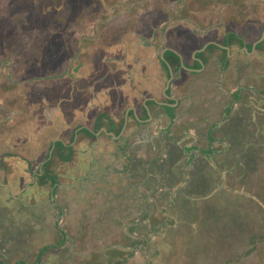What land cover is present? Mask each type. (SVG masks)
<instances>
[{
  "label": "crops",
  "instance_id": "obj_1",
  "mask_svg": "<svg viewBox=\"0 0 264 264\" xmlns=\"http://www.w3.org/2000/svg\"><path fill=\"white\" fill-rule=\"evenodd\" d=\"M188 27L191 28L187 25L185 32L194 34V28L190 32ZM208 38L206 50L196 53L201 65L196 57L180 48L174 53L178 59L171 55L173 75L168 89V72L153 69L151 54L149 58L141 57L142 60L136 54L126 60L125 68L104 77L90 71L75 76L71 93L61 100L53 102L43 95L29 111L31 102L14 108L0 102V112L8 109L10 116L7 121L0 120V185L10 188L16 199L27 192L28 207L19 218L28 223L31 234L27 235V243L31 252L45 247L41 241L57 211L62 219L61 231L55 232L56 241L62 237L61 232L66 238H82L76 246L82 245L80 253L86 255L68 250L70 256L63 257L68 243L49 250L41 264H127L128 254L133 253L134 258L135 251L139 255V248L133 251L124 242L144 243L138 227L145 212L156 205L160 207L163 201L167 204L163 208L165 221L175 220L179 227L186 219V213H180L179 208L188 202L189 196L179 190L187 191L188 179L197 167L205 170L209 165L223 177L228 174L232 189L237 190V183L243 185L249 165L258 162L257 138L264 137L256 113L264 115V93L262 100L257 101L259 93L253 82L246 88L241 86L239 63L243 59L248 64L256 61V50L264 42L256 47L257 42L245 43L244 48H239L238 41L228 36L220 41ZM226 42L230 43L225 46L230 51L220 47ZM250 47L253 49L249 50ZM245 48L251 53L247 55ZM183 65L189 69L182 70ZM211 68L214 72L210 75ZM256 72L252 69L246 75ZM32 83V89L41 93L52 89L48 88V81ZM33 90L30 91L34 94ZM170 108L173 112H169ZM5 122L9 124L4 125ZM27 129L30 132L23 133ZM218 147L221 149L216 150ZM184 149L192 153V158L181 156ZM14 155L27 164L26 171L32 172L30 182L19 195L11 184L2 181L7 176L6 162ZM38 158L43 161L34 164ZM45 170L52 171L57 178L50 200H44L41 188L37 193L32 186L38 181L37 173L44 175ZM153 213V217L158 215L157 211ZM234 220L238 226L243 225L240 218ZM143 225L149 237H155V225L150 220ZM166 228L165 235L156 233L157 236L165 239L169 231ZM36 233H40L39 237ZM230 233L225 237H231ZM96 247L102 248L97 256ZM50 254L57 255L55 262L47 257Z\"/></svg>",
  "mask_w": 264,
  "mask_h": 264
},
{
  "label": "rangeland",
  "instance_id": "obj_2",
  "mask_svg": "<svg viewBox=\"0 0 264 264\" xmlns=\"http://www.w3.org/2000/svg\"><path fill=\"white\" fill-rule=\"evenodd\" d=\"M5 1L8 2V0ZM159 1L161 0H71L69 6L66 5L60 8L59 11V16L66 20L65 25H63V22H59L61 29L57 31L58 34L55 35L54 33L49 39H42L44 40L43 48L42 44L38 45V48H31L38 40L35 38H28V35L31 34L34 29L40 32L41 30L49 32L48 30H50V27L45 26L46 28H41V26L38 25L40 27L35 28L38 23H34V27L28 30L27 37H24V41L21 39L17 45H25L28 44L30 40H34L28 47H23L24 49L28 48V50L30 48L31 51L32 49H37L40 54L36 61L38 64L33 66V68L31 67L32 73L37 76L36 81L44 79L45 77L43 74H49L48 78H45L43 81H48V88L52 89L48 93H41L40 90L34 87L33 90L31 87L33 84L31 77L28 76L30 74L26 75V73L22 71L24 70V68H22L24 67V63L23 60H19L20 58H18L17 52H14V54L12 53L13 56L8 59L10 66L4 64L7 60H5L0 52V62H2V66H0V102H3V105H7L10 99L11 101L8 105L13 108L16 105L22 107L20 103H23V106H25L26 103L31 102L32 105L27 108L29 111L37 104L35 103L36 101L42 99L41 97L43 95L49 96L53 102L62 99L63 96L65 97L72 91V87L70 86L75 80L72 71L74 69L78 70V64L80 62L82 64V69L78 71V75L88 73L89 71L93 72L98 66L94 61L97 59V53L102 54L101 56H112L113 52L111 53V49L113 50V48H116L117 50L118 47L121 46V42L125 40L132 46V39L124 34V29L131 31L136 25L139 28H145L146 33H151L153 26H157L159 22L168 17V14L165 12H167V6L170 4H172L170 7L175 8L178 12L183 13L185 11L186 15L183 14V16H180V13L177 14L178 20H193V22L196 21L203 24L209 22L208 26H210V21L212 20L218 22L221 12L225 11V13H223L224 28L213 30L208 36L214 40L216 39V41L222 40V37H226L230 32H235L238 34L239 38L243 39L244 43L251 45L257 42L264 32V3L262 0H199L198 4L196 0H189V2L192 1V3L182 11H180L179 4L175 3L173 0H168V2L165 3L162 1L159 3ZM30 7L22 4L16 8L8 4L4 6L3 12L5 10L7 11L5 12L6 16H3L6 19L15 8L13 12L14 16L10 17H13V24H18V26L21 24L28 25L32 22V19L34 20L31 16V10L33 11V8L30 9ZM181 26L177 27L178 29L172 30L173 36L175 37L172 45L185 51L186 54H193L194 48H191L190 44L183 42L184 38L182 35H176L181 30ZM226 29L228 31H226ZM234 42H237V40ZM15 49L18 50L19 47ZM250 49L252 50L253 48L250 47ZM214 51L217 52L218 50ZM245 53L248 55L251 52ZM256 53L258 57L255 59L256 61H250L251 64L245 63L247 61L244 59L242 64L239 63L241 70L239 75L242 87L246 88L250 86L252 82L253 85H256L259 93L258 101L262 100V94L264 93V45L258 48ZM31 59L32 61H30V63H34L35 59ZM195 59L199 61L198 58ZM197 63L201 65L200 61ZM27 64H29V61H26V65ZM182 67V70L186 68L189 69L186 65ZM252 69H256L258 72L254 75L247 76L246 73ZM260 69L261 71H259ZM211 71L212 68L208 70V74H210ZM30 72L31 70L29 73ZM100 75L103 76V74ZM245 76L247 77L244 78ZM206 79L210 81L208 77H206ZM242 79L245 80L243 81ZM9 80H11V83L15 86L11 83L7 85ZM102 80L99 83L100 87L103 86L100 85L102 84ZM231 81L232 78L230 79V82ZM39 84L41 85V82L37 83V85ZM202 84L205 85L203 82ZM11 85L12 87H8ZM30 90H33L34 94ZM7 111L8 109H5L4 113L0 112L1 121L9 120L10 116ZM169 112H173V109L170 108ZM256 113L258 122H262L261 126L264 128V115L258 112ZM7 124H9V122L4 125ZM4 125H1V128H4ZM29 132L30 131L27 129L26 131L24 130L23 133ZM257 141L260 150L257 154L258 162L256 165H249L248 171L244 176L243 185L237 183L235 186L237 190L232 189L234 193H227L226 190L230 188L228 184L231 185L232 183L229 175L225 174L224 177L222 176L226 181L224 187L228 188H221V193H219V197H216L217 199L214 200V203L210 198L209 200L207 199L210 208L207 209L205 203L202 207L201 204L199 205L198 203L207 200L194 197L191 198V200H195H190L191 209L186 213V219L183 218V221L179 224L180 226L176 227L175 230H171L173 229L171 228L168 231L171 236V238L169 236V239L171 240L170 243L172 246L170 253L164 252L161 247L156 250H152L151 246L140 248L142 242L125 240L124 243L130 246L133 251L139 248L137 251L139 255H136L137 253L135 251L134 258H129L127 264H138L141 259L140 262L142 263L140 264H264V137H258ZM218 149L221 148H216V150ZM203 155L207 154L204 153ZM42 161L43 158H38L34 164H40ZM234 162L237 165L239 164L237 160H234ZM207 166L205 168L206 170ZM210 170H213L211 166L209 171ZM195 173L196 171L193 169V176H190V180H192H189L186 186L189 189L199 186L196 182L197 174L195 175ZM227 178L228 180H226ZM166 205L167 204L162 201L160 207L156 205L149 213L145 212L143 220L141 219L139 221L141 224L138 228L142 235H144V242L151 240L160 243L162 240V238L157 236V232L155 233L156 235L154 234L155 237L150 238L149 233L144 230L146 228L143 227V224L147 223L148 220L155 225L154 227L162 225L166 228L169 227V225H176L172 220L165 221L164 216L166 210H163V208H165ZM156 211L158 215L153 217L150 213H155ZM58 214L61 215L60 211H57L54 218H52V226H60L59 224H61L62 218H60ZM55 218L57 219L55 220ZM219 218H222V221L219 220L218 226H216L215 219ZM235 218H240L243 225L238 226L236 223L237 221L234 220ZM64 228L69 229L68 226ZM229 233L231 237H225ZM71 236L68 238L65 237V239L63 238L64 243L59 244L61 247L69 243L68 245L70 246L65 253H62L63 257L66 258L70 256L68 250H75L76 253H80L83 250L82 245H80L79 248V245L76 246L77 243L80 241L82 242V238ZM34 238L37 239L35 235ZM61 238L62 237L59 236V240L57 239L56 241L55 239L54 244L59 241L61 242L63 240ZM251 241H255L254 246L250 243ZM136 243L137 247L134 248ZM34 247L35 249L37 248L36 246ZM96 249L97 256L100 254L98 250L102 248L96 247ZM13 250V253L9 254L0 249V257L6 256L5 258L8 264H18L19 262L37 264L35 261L36 254L33 256L30 248L25 252L23 251L24 253L18 251V247ZM35 251L34 253L39 252L38 250ZM94 254L95 253L92 255ZM138 257H140V260H138ZM98 259L99 258H96V262H98ZM49 260H51V258H49ZM100 264H104V262L100 261Z\"/></svg>",
  "mask_w": 264,
  "mask_h": 264
},
{
  "label": "trees",
  "instance_id": "obj_3",
  "mask_svg": "<svg viewBox=\"0 0 264 264\" xmlns=\"http://www.w3.org/2000/svg\"><path fill=\"white\" fill-rule=\"evenodd\" d=\"M8 4L11 7H16V8L21 6L22 4H24V6L27 5V7H30L32 5L30 9L33 8V11L31 10L32 12L31 16L32 18H34V20L32 19L31 20L32 22L28 25L21 24L20 26H18V24H13L14 23L12 20L13 17L12 18L10 17L14 16L13 12L15 8L12 10L11 15L7 16L6 19L3 16L7 11L5 10L3 12L4 6H7ZM70 4H71V0H23V1L8 0V2H6L5 0H0V52L2 53V56L5 58V60H7L4 62V64L6 66H10V64L8 63L9 61L8 59L13 56L14 52H17L18 58H20L19 60L20 61L23 60L24 63L23 64L24 67H22L24 68V70L22 71L26 73V75L31 74V72L29 73V71L32 70L31 68L32 66H36L38 64V62L36 61L37 58H39L40 54L38 53L37 49H32L31 51L30 48L29 50L28 48L27 49L23 48L24 46L28 47L29 44L34 42V40H30V42L25 45H22L20 43H19L20 45H17L18 42L21 41V39L24 41V37H27L28 30L34 27L33 26L34 23L35 24L38 23L35 28L40 26L41 28L50 27L49 28L50 30H48L49 32H45L42 30L40 32L39 30L34 29L32 30V33L28 35V38H35L36 40H38L36 44H33L31 46V48L33 47L38 48L39 47L38 45L40 44H42V48H43L44 40L42 39L44 38L49 39V37H51V35L54 33L55 35H57L58 34L57 31H60L61 29L59 22H63V25H65L66 20L59 16V11L60 8L65 7L66 5L69 6ZM263 27H264V23H263ZM227 36L232 40H237L240 48H244L246 46L243 39L239 38L237 33L230 32L228 33ZM229 45H230L229 42L224 43V46H229ZM16 47H19V49L18 50L15 49ZM212 47L215 46H211V48ZM248 49L250 50V48ZM171 54L172 56L177 57L178 59V56L176 54L174 53ZM31 58L35 59L34 63L33 62L30 63V61H32ZM26 61H29V64L26 65ZM0 66H2V62H0ZM10 83L11 80H9V83L7 85H10ZM8 87H12V85ZM10 101L11 100L9 99L7 103H9ZM26 166L27 164L23 160L18 159V157H16L15 155L10 157V160L6 162L5 168H7L6 170L7 176L4 177L2 181L11 184L16 195H19L23 191L27 182H30L31 180L32 172L30 173V171L28 170L26 171L27 168ZM37 175H38L37 177L38 181L36 182L35 185H32L35 188L34 192L38 193V190L41 188L42 192L44 193L43 195L44 200L47 199L50 200L51 198L50 192L57 183L56 176L53 174L52 171H48V170L44 171V175H40L38 173ZM26 196H28L27 192H24L22 194L21 199H16L13 197L10 188L3 187L0 185V249H2L4 252H8L9 254L13 253L14 251L13 249H16V247H18V251L22 253H24L27 249L30 248L28 247L29 245L27 243L28 240L27 235L31 234L30 231H28L29 228L28 223L27 224L23 223L25 220L19 218L20 214H23L26 208L28 207V206L26 207L25 205ZM35 212L36 210L34 211V213ZM45 230H46L45 237L41 241V243L45 245V247L43 249H40L38 253H32L33 256H35L36 254L35 261L37 262V264H41L44 255L49 250L59 248L60 247L59 244L64 243L63 241L65 239V234L61 232L62 239L63 238L64 239L61 242L59 241L58 244H54L55 232L56 233L57 231L59 232L60 230L59 227L51 225ZM36 234L39 237L40 233L39 234L36 233ZM132 255L133 253L128 254V259L132 257ZM47 257L51 258L50 261L55 262L57 255L50 254ZM0 264H8L7 259L4 257H0ZM18 264H25V263L19 262Z\"/></svg>",
  "mask_w": 264,
  "mask_h": 264
},
{
  "label": "flooded vegetation",
  "instance_id": "obj_4",
  "mask_svg": "<svg viewBox=\"0 0 264 264\" xmlns=\"http://www.w3.org/2000/svg\"><path fill=\"white\" fill-rule=\"evenodd\" d=\"M161 1L164 3L168 2V0H161ZM161 1H159V3H161ZM173 1H175V3L179 4L180 11L184 10L186 7L189 6V4L192 3V1L189 2V0H173ZM196 2L198 4L199 0H196ZM167 8H168L167 12H165V13L168 14V17H166L163 21L159 22V24L157 26H153L151 33H146L145 28H139L136 25H135V28H133L131 31L124 29V32H125L124 34H126L127 37H131V39H132V46L129 45L128 41L125 40L126 42L125 41L121 42V46L118 47V49H117L118 51L116 50V48H113V50L111 49V53L113 52L112 56L109 55L111 57H109L108 55L101 56L102 54L97 53L96 54L97 59H95L94 61L98 66H97V68H95L93 70L92 74L94 73L95 76H99L100 74H103V77H104V75L107 74L108 72L116 71L117 69L120 70L121 68H125V65H126L125 63L128 61L127 59L130 58L131 56L134 58L137 54L139 56L140 60H142L141 57L149 58L148 55L151 54L149 59H153V62H152L153 63V69L157 70L156 68H161V69H166V71L168 72L169 77L166 80V83H167L166 88L167 89L170 88V85L172 82V81L170 82V80L172 79V76H171V71L169 69V66H170L169 60H170L171 55H172L171 53H175V50L178 49L177 46L174 47L172 45L173 39L175 38L173 36L172 30L178 29L177 27L184 25L183 28L181 26V28H180L181 30L176 35H178V36L182 35L183 38H186V39H184L183 42L190 44L191 48L192 47L194 49L196 48L192 54L193 57H196V53H198L199 51H203L205 45L207 44V42H209V38H208L209 34L215 29L218 30V29L224 28L223 27V22H224L223 13H225V11L221 12L220 19L218 20V22H215L212 20V21H210V26L205 28V27H203V23H201V22L200 23L196 22V21L193 22V20H187L186 21L184 19L178 20L177 14L180 13L181 14L180 16H183V14H185V11L183 13L178 12L174 8L170 7V5L167 6ZM209 12H211V11H209ZM204 24L209 25V22H206ZM187 25H189L191 27V28L188 27L190 32L194 28V30H193L194 34H192V33L189 34L188 32H185ZM226 31H228V30L226 29ZM162 34H164V35H162ZM177 40H178V38H177ZM179 46H180V44H179ZM201 55H203V53ZM81 66H82V64L80 62L78 64V67H79L78 70L74 69L72 71L73 78H75V75L77 77H79L81 75V74L78 75L79 74L78 71H80V69H82ZM32 68H33V66H32ZM128 68L130 69V67H128ZM43 69H44V66H43ZM169 71H170V73H169ZM31 73H32V70H31ZM30 75H28V76H30ZM30 77H31L32 82L36 81L37 76H30ZM44 79H42V80H44ZM13 86H15V85L13 84ZM165 94H166V92H165ZM181 156H183L184 158L188 157L190 159V158H192V153L189 152V150L184 149V151L182 150ZM209 169H210V167H207V170L206 169L203 170V168L200 169L198 167L195 168L194 169L196 171L195 175L197 174L196 182L199 184V186H197L193 189L188 188L187 191L185 190V188H182L181 191L179 190L180 194H182V192H183L184 193L183 195L189 196L188 202L183 203V205L180 206V208H179L180 213L181 212L182 213H188L190 211V209H191L190 200L193 197L197 198V199H202V200L203 199L209 200V198H210V200H212L213 203H214V200L217 199L216 197H219V192H220L221 188L225 186L224 184L226 183V181H225V179H223L222 173H220V171L216 172V170H210V171H212V172H210ZM183 173H186V172L184 171ZM192 174H193V172H192ZM186 176H187V174L185 175V178H186ZM191 176H193V175H191ZM188 180H190V179H188ZM228 186L230 188L227 191V193H230V191L232 192V187L230 184H228ZM224 188L227 189L228 187H224ZM215 194H217V195H215ZM208 200L207 201H200L198 203H199V205L201 204V207L204 206V203H205V207L208 209V208H210V204H209ZM221 219L222 218L215 219V220H216V222H218ZM172 221H173V223H176L175 220H172ZM170 226L171 227H174V226L177 227L178 225H177V223H176V225H169V227H168L169 230L171 229ZM156 228H157L156 232L159 235L160 234L165 235L167 228H164L162 225L156 226ZM169 236L170 235L167 232V236L165 237V239L162 238V240L160 241L161 244L157 243L155 241L149 240V241L142 243L141 247L147 248V247L151 246L152 250H156L159 247H161V248H163L164 252L166 251V252L170 253L172 250V246L170 243L171 240L169 239ZM170 238H171V236H170ZM250 243L253 246L255 245V241H253V242L251 241Z\"/></svg>",
  "mask_w": 264,
  "mask_h": 264
},
{
  "label": "water",
  "instance_id": "obj_5",
  "mask_svg": "<svg viewBox=\"0 0 264 264\" xmlns=\"http://www.w3.org/2000/svg\"><path fill=\"white\" fill-rule=\"evenodd\" d=\"M263 2H264V0H262ZM264 33H263V35H262V37L260 38V40H258L257 41V43L256 44H254V47H256V45L258 44V43H260V42H262L264 39ZM214 44V43H213ZM208 47V45H206L205 47H204V49H206ZM220 47L221 48H224V49H226L227 51H230V48L229 47H225V46H222V45H220ZM203 49V50H204ZM245 50L248 52V50L245 48ZM179 55V54H178ZM180 56V55H179ZM164 59V58H163ZM169 69H170V71H171V76L173 75V73H172V68L169 66ZM170 83V82H169Z\"/></svg>",
  "mask_w": 264,
  "mask_h": 264
}]
</instances>
